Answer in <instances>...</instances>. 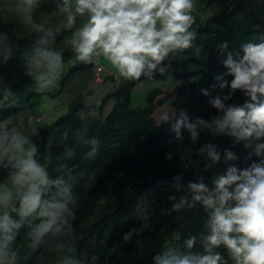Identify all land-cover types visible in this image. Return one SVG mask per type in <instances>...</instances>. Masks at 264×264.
Listing matches in <instances>:
<instances>
[{
    "label": "clouds",
    "instance_id": "obj_1",
    "mask_svg": "<svg viewBox=\"0 0 264 264\" xmlns=\"http://www.w3.org/2000/svg\"><path fill=\"white\" fill-rule=\"evenodd\" d=\"M199 4L200 0H0V21L11 15L20 29L14 37L0 28V114L15 110L7 117L0 115V264H20L23 248L29 256L39 253L36 264H82L76 255L74 222L80 200L75 188L81 183L90 188L97 173L70 168L65 162L75 159L76 148L64 144L58 157L60 174L50 175L51 158L47 151L41 156L36 142L47 126L31 98L59 87L66 67L106 64L118 79L133 82L153 80L156 73L164 76L171 62L188 59L190 50L206 62L202 46L196 44L204 24ZM45 8L46 19L38 18V10ZM257 29L236 48H230L228 40L216 44L225 71L209 88L200 89L207 107L214 110L208 118H190L186 110L173 108L158 123L170 125L173 134L164 159L177 161L170 213L199 206L205 216L199 231L161 245L151 264H264V31ZM66 53L71 55L66 58ZM17 60L30 80L22 92L14 91L3 73ZM237 93L245 98L243 103L235 101ZM53 108V103L47 105L48 111ZM203 136L209 140L201 143ZM221 136L231 138L233 147L241 146L251 163L240 167L239 153L230 148L221 152L212 142ZM74 139L89 149L84 158L95 161L99 139L83 131ZM51 143L50 139L46 148ZM221 162L223 171L209 179L199 175L201 165L207 171ZM189 171L197 178L185 185ZM157 185L167 186V181ZM134 231L123 236L125 243Z\"/></svg>",
    "mask_w": 264,
    "mask_h": 264
},
{
    "label": "trees",
    "instance_id": "obj_2",
    "mask_svg": "<svg viewBox=\"0 0 264 264\" xmlns=\"http://www.w3.org/2000/svg\"><path fill=\"white\" fill-rule=\"evenodd\" d=\"M212 1L209 0L208 4ZM236 8L243 13L244 20L254 27L253 35L258 31L257 26H259L260 31H264V0H237ZM48 11L47 8L38 10L37 15L47 16ZM232 15L233 11L211 15L205 26L214 23L227 25V20ZM0 28L9 31L14 37L20 31L14 19L0 21ZM204 32H207V27L201 29V33ZM70 55V53H66V58ZM189 63L195 64L196 69L188 70ZM171 66L173 70L168 69L164 76L156 73L153 80L121 81L119 86L106 94L100 102V111L105 110L109 103H114L105 117L100 119L92 117L87 112V98L90 93L77 94L69 103L66 113L54 121L47 131L40 133L36 139V142L41 146V156L47 151L51 158L49 172L52 177L60 174L57 171L58 165L61 163L58 157L64 144L76 148L75 159L65 162L70 168H73L76 173L80 170L97 173L96 180L90 182L92 184L90 188L85 187L83 183L75 188L80 200L77 219L74 222L78 233L76 254L79 257L84 253H89L91 257L93 238L101 243L107 235H111L112 244H121L123 236L130 230L129 218L136 212L137 206L147 192H150L147 203L153 208V215L160 217L158 242L149 256L143 260L132 244L122 245L120 252L130 259L127 264H151L152 255L159 251L161 245L170 240L173 232L178 231L180 239L187 233L197 232L201 228L205 213L199 206L180 213H170L172 201L169 200V196L176 194L170 185L172 184V177L177 173V161L166 162L164 156L168 150L167 141L173 134L170 131V125L161 124L158 126L153 115L158 107L166 103L179 107L182 99L186 96L192 104L204 108L206 97L201 94L200 89L209 88L211 84L215 83V76L224 72L225 69L212 50H210L206 62L200 61L196 57H190L184 61H172ZM95 69L97 67L91 65L70 67L63 76L59 90L54 96L59 95L76 76L91 73ZM14 71L15 69L7 67L3 69L12 89L20 91L30 83V80L23 75L21 69L13 78ZM168 76L172 77L173 87L169 90L154 88L146 94L143 107L134 106L133 93L142 82L171 81ZM228 79L231 78L228 77ZM49 95L53 96L50 93ZM234 99L238 103H243L245 98L237 93ZM14 111V109L5 111L0 115L7 117ZM81 131L89 137L98 138L100 141V152L95 161H88L84 158V153L89 149L83 144H77L74 139L75 135ZM50 139L52 143L48 149L46 145ZM212 142L220 145L221 152L230 148L239 153L241 156L240 167H245L251 163V161L244 159L247 153L241 146L233 147L231 138L216 137ZM154 147L158 148L151 153H146L143 157L140 156ZM255 159L257 158L253 157V160ZM223 169L224 166L216 165L207 171H203V165H201L199 175L209 179L213 174L221 172ZM118 174H122V177L116 180L104 205L96 212L108 180ZM193 176L195 175L189 171L185 176L184 184L186 185ZM160 180L167 181V186H158L157 181ZM18 244H23L22 236L18 238ZM38 255L39 253L29 256L27 249L23 248L20 263L34 264Z\"/></svg>",
    "mask_w": 264,
    "mask_h": 264
},
{
    "label": "rangeland",
    "instance_id": "obj_3",
    "mask_svg": "<svg viewBox=\"0 0 264 264\" xmlns=\"http://www.w3.org/2000/svg\"><path fill=\"white\" fill-rule=\"evenodd\" d=\"M208 2L209 0H200L199 14L204 17V24L202 25V29H204V27H207V32L201 33L202 38H198L196 44L202 46V56L206 55L209 58L210 50H212L213 54L215 55V57H217L220 62L222 57L219 56L216 50V44L223 40H228L230 42V48H236L241 42L252 38L254 27L252 25H249L244 20L243 13L236 8L237 0H213L210 4H208ZM231 11H233V15L227 20V25H219L218 23H214L213 25L205 26V23L207 21L205 19L206 16L217 15L222 12L230 13ZM46 17L47 16H38V18L41 19H46ZM6 19L14 18L9 15L4 20ZM185 55L193 56L194 52L190 50ZM18 63V60L13 61L10 62V64L7 66V68L15 69L13 73V78H15L19 72ZM102 66L105 68L104 72H102V68L101 66H99L91 73H85L76 76L57 96H54V94L58 92L60 84L59 87L54 88L50 92V94L53 96H50L48 94L42 97L33 96L31 98V103L34 105H38L40 112L44 114V119L42 123L47 127L42 128L40 130V133L47 131L54 121H56L61 115L66 113L69 103L74 99L77 94L80 93H90L87 98V112L92 117H95L97 119L105 117L109 109L107 107L105 108V110L100 111V102L106 94L114 91L119 86L120 80L114 74H111L110 72L106 71L108 69L106 64ZM69 68L70 67H66L65 74L67 73ZM169 69L173 70V67L170 66ZM155 87H157V85L154 82L152 83V81H146L139 85L134 92V104H136L139 100L138 96H140L145 90H150ZM171 87L173 86H169L165 89L169 90ZM23 89H21L19 92H22ZM49 103L54 104V108L51 111L47 110V105ZM173 108L177 110H186L189 113L190 118L200 116L206 119L208 118L210 112H214V110H211L207 107V98L204 101V108H202L201 106L192 104L189 101V98L186 96L182 99L181 105L179 107L171 106L169 103L158 107L153 115V118L156 120L157 123H159L162 115L165 112L171 111ZM208 140L209 137L207 136H203L201 139V141L203 142H207ZM196 147H199V145H197ZM157 148L158 147L149 149L148 151L142 153L140 156L143 157L146 153H151ZM244 152L246 151L244 150ZM217 166L223 167L224 165L221 162ZM121 177L122 174H118L108 180L105 187V191L99 201V206L96 212H98L99 209H101V207L104 205L107 197L111 192V189L115 185L116 180ZM196 178L197 176L195 175L191 178V180H195ZM149 194L150 192H147L145 194L143 200L137 206L136 212L131 215L128 221V225L130 227L129 232L133 229H135V231L132 232L130 241L127 243L132 244V246L138 252L142 260L147 258L152 252V250L155 248L158 242V230L160 226V217L153 215V208L150 207L147 203ZM179 237V232L175 231L172 233L171 238L167 243L175 242L179 239ZM111 241V235H107L101 243H98L93 238L91 241L93 245V253L91 257L89 256V253H84L81 257H79L77 254L76 255L82 261V264H127L130 259L125 254L120 252L122 245L126 243L122 241L121 244L114 245ZM113 248L115 250L110 251ZM36 261L34 264H36Z\"/></svg>",
    "mask_w": 264,
    "mask_h": 264
},
{
    "label": "crops",
    "instance_id": "obj_4",
    "mask_svg": "<svg viewBox=\"0 0 264 264\" xmlns=\"http://www.w3.org/2000/svg\"><path fill=\"white\" fill-rule=\"evenodd\" d=\"M209 18V16H206L205 17V19L207 20ZM188 56V58H190V57H196V55L194 54L193 56L192 55H187ZM208 58V57H207ZM184 60H186V59H184ZM184 60H180V61H184ZM200 61H203V59L201 60V59H199ZM173 61H178V60H173ZM203 62H205V61H203ZM189 65H194L195 67H193V68H190L189 67ZM101 68H102V72H104V70H105V68L103 67V66H101ZM193 69H196V65L195 64H193V63H189L188 64V70H193ZM107 72H110L111 74H114L112 71H110V70H106ZM120 80V79H119ZM120 82H121V80H120ZM144 82H146V81H144ZM144 82H142V83H144ZM156 83V85H157V87H155V88H162V89H165V88H167V87H169V86H172L173 85V82L172 81H152V83ZM141 83V84H142ZM140 84V85H141ZM154 89V88H153ZM150 90H152V89H150ZM150 90H145L140 96H138V98H139V100L137 101V103L136 104H134V93H133V104H134V106H136V107H143L144 106V104H145V96H146V94L150 91ZM134 92H135V90H134ZM110 104V105H109ZM108 105L109 106H107L108 107V109H109V111L111 110V108H112V106H113V102H111V103H109ZM106 107V108H107ZM108 111V112H109Z\"/></svg>",
    "mask_w": 264,
    "mask_h": 264
},
{
    "label": "built area",
    "instance_id": "obj_5",
    "mask_svg": "<svg viewBox=\"0 0 264 264\" xmlns=\"http://www.w3.org/2000/svg\"><path fill=\"white\" fill-rule=\"evenodd\" d=\"M100 70V69H99ZM100 72V71H99ZM98 77H99V75H98Z\"/></svg>",
    "mask_w": 264,
    "mask_h": 264
}]
</instances>
